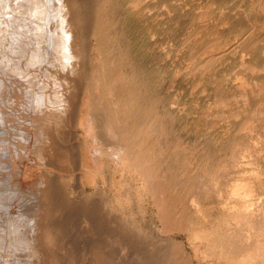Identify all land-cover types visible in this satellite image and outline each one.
I'll return each mask as SVG.
<instances>
[{
	"label": "bare ground",
	"instance_id": "1",
	"mask_svg": "<svg viewBox=\"0 0 264 264\" xmlns=\"http://www.w3.org/2000/svg\"><path fill=\"white\" fill-rule=\"evenodd\" d=\"M201 1L202 0H32L31 4H34L33 7L35 9L33 10L32 7H30L32 8L31 10L29 8L28 9L30 11H33L32 15L35 14L39 17V21L46 20L45 18H47V23L48 21H51L50 23H53L50 26L51 28L47 27L49 28V30L47 29L49 32H44L46 36H42L45 37V39L43 38V41H40L39 43L41 48L36 44L37 50L41 49L42 51H44V55L47 57L46 63L48 64L42 61L44 64H46V66H48L46 71H53L54 73L55 71L64 72L75 64L79 66L78 64H81V62H79V60H81L82 58L81 54H83L82 52H84L83 43L86 42H84V40L89 41V50L86 54H89L91 57L88 55L86 56L87 58L89 57L90 60L91 66L88 71L91 72L87 75V77L84 76L86 77L85 82L83 83V85H80L83 86V89H81L82 87H79L82 92L81 90H79L81 96H79V98L81 99V102L78 109L79 113L77 114L78 118L76 122L83 134H81L80 136L84 137V139L82 138L84 140L83 144L81 142L82 139L80 138L82 149L79 153L81 155L80 171L82 173V179L80 178V180H82L83 184L95 183V180H97V178H101L103 181L104 179H107L106 176L107 174H109L111 176L109 187L112 189L114 194H119V197H116V199H114V204H116L119 209L124 210L126 209L127 205L129 206L133 202L135 204L134 206H136L137 203H135V198H137L136 202H138V206L136 207H138V209L136 210V213H139V216H141L142 203L144 202V199L147 200L148 203H151L152 208L155 209V211L153 212V220L155 221L154 223L156 224L158 231L164 235L180 234L184 238L185 242L193 249L195 256L199 255L204 260L209 259V264H264V0H221L224 6L226 1L229 3H234L235 10L236 8L238 10V7L240 6H245L246 11L244 10V8L243 12L241 11L243 18L239 19L238 22H234V18H232L231 20L230 18L225 16V14L222 13L224 9L222 11L219 9L221 11L220 14L218 13L216 16L213 15L212 9L215 5L212 0L210 2H206L205 0L204 3ZM170 2H172V4L179 3L178 5L184 4L185 8H187V6H192L193 11L190 18V24H188L190 31L189 33L186 31L188 33V36L181 43V45L177 46H182L181 48H183L184 51L182 49L181 50L183 52L186 51L185 53H187H184L185 55H183V57H188V64L186 63L184 67L191 72L188 75L191 76V80L193 81L194 78L196 79V81L194 80V85L196 84V86L198 87L196 88L200 89V84H202L200 81L203 79V77L201 79V76L203 75H206V77L207 75H210L207 77L209 80H206L208 81L207 83L211 81L212 85V88L210 89L212 103L209 104L211 101L206 100L207 103H205L209 104V106L207 105L208 107L205 108V104H203L202 100H200V102L204 106H202V111H199V116L196 117L197 122H192V120L196 116V114L194 115V109L192 108V105V107H190L193 109V115L186 114L187 117L188 115L192 117L187 118H190V122L192 124L186 121L184 123L185 131L187 129L192 133L194 131L196 132L198 137L196 138V140L192 135H187V137L184 138L188 143L191 144H196L198 140H202V142L206 144L209 140L213 146L219 145L218 149H221V152L223 151V154H221L220 157H218V151L208 152V154L205 156H199L197 155V152L195 153V151L193 150L188 153H181L182 149H180V147L184 145L183 143H169L170 145L165 148L163 143L160 142V138L164 136V133H166L168 127L169 121L164 119V117H166V112H164L163 109L165 107H168V105H165V107L162 106L164 104L162 102V99L165 98H162V95L157 96V94L161 93H158V91L155 92V89H153L154 86H152V84L155 83H152V81H159L163 69L162 67H160L162 69H159L160 77H156L157 80L155 78V80H153L152 76L154 75L149 71L154 70V65L153 68H149L152 70H149L148 68V70H146L147 65L142 61L145 60V58L148 59L149 57V55H147L148 51H146V45L148 47V44L146 43V35L148 34L147 36L149 38L153 33L146 29V23H151L148 24V26L152 25V22L149 21V18H153L154 23L158 21L165 23L167 21L169 22L168 16L163 15L165 11L168 14L174 12L173 10L170 11ZM229 3H227L228 6ZM22 9L23 8H21L20 11ZM233 10L230 12H233ZM26 11L27 14L28 10L26 9ZM31 16L29 14L28 17L31 18ZM36 16H32V18L37 19ZM43 17L44 19H42ZM230 17H232V15ZM19 19L18 21H14V19L11 22H14L13 24H16L15 22H19ZM35 21L36 23H31L32 26L33 24H38V30L40 29L39 31H41V28L43 29L44 27L42 25V27H40L41 23L39 24V22L37 23V20ZM24 30L29 31L30 27ZM33 30L34 27L32 28V31L30 30L31 32L29 31V34H33L36 32H33ZM146 30L148 31L147 34ZM39 31L33 34V36L39 33ZM172 32L173 31L171 30V32L169 33ZM26 33L28 32L26 31ZM40 34L42 35V33ZM41 35L38 36L40 37ZM33 36L32 39H34ZM156 36L159 37L158 35ZM35 37L37 38V36ZM155 38L153 41H155ZM14 42L10 43V45L12 46ZM159 42H157L156 44L158 45ZM162 42L165 45V42L163 40ZM153 43L154 42H150L149 44L152 45ZM31 44H33V42ZM161 46L159 43V47ZM150 47L151 46H149L148 48ZM170 47L171 49L173 48L172 46ZM170 47H168V49ZM4 48H6V46ZM9 48L7 47L6 49ZM176 49L179 50L180 48L176 47ZM26 50L28 49L26 48ZM161 51L164 52V50L162 49ZM25 52L26 51H24V53ZM1 53L4 52H0V54ZM7 53L9 54V51ZM177 53H173L175 54L174 58ZM153 54L151 53L152 56H154ZM162 54V56H165L164 53ZM24 55L27 54L25 53ZM156 55L158 54H155V56ZM161 55H158V57ZM155 56L154 58H152L156 60ZM179 56H181V54H179ZM28 57L29 56H27V58ZM79 57L81 58L79 59ZM181 57L178 58L177 56L178 60H180L178 61V63L180 62V64L178 65L179 67L184 62L181 61V59L183 58ZM233 57H235V60L237 61V66L235 67L239 69V76L235 75L237 77L235 79L233 74H235L236 72L233 73L231 71L233 73L232 80H235L233 82L231 81L232 87L229 86V88H225V83L223 85V83L220 81L223 79H220L223 76H221L220 78L217 76L216 78V75H213V72L219 71L220 66L222 64L224 65L225 62L230 63L231 61V63H233ZM172 59L173 57L167 61H163L164 59H162V62H168ZM39 60L40 57L38 59V62ZM83 60L86 61H83V63H87L86 57ZM158 61L156 60V62ZM149 64L152 67V64L150 62ZM85 65L86 64H84L83 66ZM223 65L221 67H223ZM77 66L73 67L77 70ZM80 66L79 68L81 69L82 67ZM157 66L158 65H156L155 67L158 68ZM169 66H171V64ZM224 67L223 69H225ZM228 67L229 65L227 66V68ZM82 69L86 68L83 67ZM165 70H163V72ZM181 70H183L182 67ZM222 70L220 72H222ZM72 71L73 69L71 70V72ZM156 71L158 72V70ZM170 71L171 70H169L168 72ZM79 72L80 71H78L77 73ZM172 72L173 71L170 72L171 75ZM181 72H173V74L179 77L178 73ZM77 73L75 75H77ZM66 76L69 77L68 75ZM66 76L60 72L50 75L52 83L55 84V87H57V89L59 90V94H61L60 96H58V92L55 91L57 89H54L52 93L55 91L54 95H56L55 97H53V94H50V98L51 100L52 98L56 100L59 99L58 101L60 102L64 100V102H62L63 105L66 99H69L68 101L72 102L70 101V97H72L73 94L70 96L71 93L69 91L66 94V91L68 90L67 87H69L70 85V88L72 86L76 87V81H73L71 84L72 78L70 79ZM230 76L231 75H228L227 77ZM187 79L185 82L188 81ZM225 79L226 78H224V80ZM227 79L225 81H229V79ZM181 80L182 79H180L179 82H181ZM158 81L156 83L159 84ZM160 81H163L165 83V79L163 78ZM202 81L204 82V80ZM180 84L181 83H179V87ZM160 85L161 84H159V86ZM203 85L204 84H202L201 87L202 91L205 90V86ZM227 85L228 84H226V86ZM161 86L163 87V85ZM170 88H172L171 85L168 89ZM168 89H166L167 92ZM51 90H49V93ZM161 90H163V88ZM187 90H189V88ZM206 90L207 93H209L208 88ZM74 91L76 92V90ZM182 91H184V89ZM182 91L180 90L179 93H182ZM154 92L157 94H155ZM170 92L171 90L169 91V93ZM175 92H178V89H176ZM49 93L47 91V94ZM68 93H70L69 98ZM163 93L165 94V91ZM184 93L182 94V96H184ZM198 93H200V91ZM188 94L190 96L192 95L191 97L194 98L195 94ZM205 94L206 93H204V95ZM167 96H170V94ZM173 96L174 94L172 93V97H169L171 98L172 103L170 105H176L175 107L178 108L177 110H179L180 112L182 111L181 113L184 116L183 111L186 112L187 109H185V107L181 105L183 101L182 103L181 101H178V96H175L178 100H174L175 97ZM48 97L49 95H47L46 98ZM199 97L201 99V96ZM183 98L186 99L185 97ZM183 98H180V100ZM205 98H207V96ZM41 99H38V101H41ZM187 99L190 98H188L187 96ZM49 100L50 99H45V101L48 102L43 103H46L45 105H47V107L49 103L50 108L51 100ZM60 102L57 105L58 107L60 105ZM186 102L184 101V104ZM56 104L57 102L55 103V105ZM55 105L51 107L57 108V106ZM194 105L195 107L197 106L196 104ZM37 106H39V103ZM69 106H71V104H69ZM69 106L67 108H69ZM160 106L162 110L159 108ZM173 106L172 109L171 107L169 109L171 110V112L169 111L171 115H174L176 110L174 109V113H172ZM32 108L34 110V107ZM39 108L41 107L39 106ZM39 108H37V110H39ZM42 108L45 109L46 106H42ZM49 108L47 109L49 110ZM191 108H188L189 111L191 110ZM62 109L63 107L61 108V110ZM48 110L46 111V113L48 112ZM58 110L60 109L57 108V110H55V117L43 115L45 118L40 119L41 121L39 120L40 122L38 121L39 123H37L39 124V126L37 125V129L39 128L41 130L40 131L38 129V132H41V135L38 133V141L34 139L36 143L34 141L32 142L33 144H36H34L35 146L33 144H29V146L33 145L34 148L36 147L37 150H34V152L36 151V158H41L39 160H43L45 164H47L48 160L46 162L44 159L47 158L43 159V149L51 151V153L49 152V154H53V150H60V147L58 149H55V136H57L55 135L57 130V128L55 129V124L58 122L57 119L59 120V118L56 117L59 115H56V112H58ZM189 111L186 113H189ZM37 115H40V113H38ZM171 115H169V118L172 117ZM178 115L181 116L179 113ZM29 119L30 117L28 118V121L26 120V122L29 123ZM28 126H30V124H28ZM217 127L221 129V134H218L216 138H212L214 134H211L214 133V130H216L215 128ZM30 129L32 130L31 127ZM30 138L24 137L25 140H28ZM24 139L22 140L24 141ZM23 141L22 143H24ZM25 143H27V141H25ZM26 145L27 144H25V146ZM72 151L71 153H73ZM56 153L57 152H55V154ZM61 153L57 154L62 155ZM176 153H178V155H176ZM47 154L44 155L46 156ZM65 154H63L60 158H64V163L65 165H67L66 162L68 161V159L65 158ZM55 157L56 156H54V158ZM32 161L33 160H31V162ZM68 164L71 165L72 169V164L69 162ZM50 165L52 166V164H49V166ZM54 167H52V169ZM31 168L29 167V169ZM41 168L38 171H42ZM43 168L46 169V167ZM32 169L29 171H32ZM38 171L36 172L38 173ZM54 171H51V173ZM32 173L34 172L32 171ZM40 173L38 174L40 175ZM61 174L62 176L65 175L63 172ZM37 177H35V179ZM41 177L42 175L39 178ZM47 177L48 175H46V177L43 176V181H49V177ZM67 178L68 177L65 178V181ZM39 180L41 181V179ZM62 180L63 178L59 182H61ZM69 180L72 181L70 178ZM82 182L80 183L82 184ZM47 184L49 185V183ZM41 189H44L43 186L39 187V195L42 193V196L40 195L41 197L39 196L38 198H42V203H44V205L42 206L43 208L40 207L43 209V211L41 209L40 210L42 211L44 216H39V218H36V221H38L40 217H45L46 220L50 221L51 209H53L52 204H50L49 200L50 195L48 194L47 189H45V191ZM73 191L74 190H71V192ZM213 192L217 194L216 200L213 198ZM130 216L135 217L134 213H130ZM43 220L44 222H46L44 223L45 225L52 227V229L49 230L47 229V226H44V224L42 223L44 229L46 228V230H48L47 238L43 239L45 241H51L55 245L54 241L59 239L56 236V230L59 229H57V227L53 224L52 226L51 224H48L49 221L47 222L45 221V219ZM142 221L144 222V220ZM53 226H55L56 228H53ZM42 230L41 232H45ZM107 231L110 232V230ZM41 232L39 233L41 234ZM113 233L116 234L115 235L111 233L113 240V237H117L122 240L125 249L131 247L132 244L129 242L128 244L126 242L130 240L127 233L122 231L120 228H115V231ZM110 237L107 236L106 238L111 239ZM43 239L41 238V240ZM58 243L59 242H56V245H58ZM47 244L50 245L51 243ZM54 245L50 246H53V248L55 249L57 246L55 247ZM175 247L177 246L169 247L168 250L164 252L156 251L155 247H151L150 250H148L147 254L145 253V255H143L144 252H141L139 254V258L145 260V264H181L179 259L177 258V248ZM46 250L47 249H45V252ZM51 253L52 254L49 255H52V262L57 264V261H59V255L57 254L58 252L56 253V250H52ZM45 255L46 254H44V256ZM102 255L104 254L102 253ZM108 257H106L108 259H106L107 263L110 260V257ZM112 260L113 259H111L110 262ZM142 260L140 261L142 262ZM138 263L140 262L138 261Z\"/></svg>",
	"mask_w": 264,
	"mask_h": 264
},
{
	"label": "rangeland",
	"instance_id": "2",
	"mask_svg": "<svg viewBox=\"0 0 264 264\" xmlns=\"http://www.w3.org/2000/svg\"><path fill=\"white\" fill-rule=\"evenodd\" d=\"M3 1H4V3H3ZM44 1H46V0H44ZM208 1L210 2L211 0H206V2H208ZM212 1L215 5L212 9L213 15L216 16L218 13L220 14V12L224 9L222 13H224L225 16H227L231 20H232V18H234L233 19L234 22H236V21L238 22L239 19L243 18L242 12H243V8H244V10L246 9L245 6H240V7H238V10H237V8L235 10V8H234L235 4L234 3H231V2L229 3L226 1L225 6H224L222 4L221 0H212ZM201 2L204 3L205 0H202ZM31 3H32V0H13V1L12 0H6V3H5V0H0V5H1L0 6V19H1L0 20V52H4V53L0 54V264H39V263L40 264H42V263L43 264H47V263L53 264L54 262H52L53 261L52 255H49V254H52L51 253L52 250H54V251L56 250V253L58 252L57 254L59 255L58 259H59L60 263H59V261H57V264L58 263L59 264H111V263L112 264L113 263L114 264L115 263L116 264H118V263L119 264H142V262H143V264H145L146 261L139 258V254L141 252L142 253L144 252L143 255H145V253L147 254L148 250H150L151 247H155L156 251L164 252V251L168 250L169 247H173V246H177V247H175V248H177L176 254H177V258L179 259L181 264H209V259L204 260L199 255L195 256L193 249L185 242L184 238L180 234H174V235L166 234V235H164L158 231L157 226L154 223L155 221L153 220L154 219L153 212L155 211V209L152 208L151 203L150 202L148 203L147 200L144 199V202L142 203L141 216H139V213H136V210L138 209V207H136V206H138V202H136L137 198H135V203H137L136 206H134L135 204L133 202L131 205H129V206L127 205L126 209H124V210L119 209L116 206V204H114L115 203L114 199H116V197H119L118 196L119 194H117V193L114 194L112 189L109 187V184L111 181V178H110L111 176L109 174H107V176H109V177L106 176L107 179H104L102 181L101 178H97V180H95V183H92V184H83L82 180H80L82 173L80 171L81 170V168H80L81 167L80 166L81 155L79 153L82 149L84 137L80 136L82 134V131L80 130V127L78 126V124L76 122H77V118H78L77 114L79 113L78 109H79L80 102H81L80 101L81 99L79 98V96H80L79 90L83 89V86H80V85H83L87 75L91 72V71H88V69L91 66L90 60H89V57L87 58V56H86V55L90 56L89 54H86L89 50V48H88L89 41L84 40V42L86 41L85 42L86 46H85V43H83L84 44L83 45V47H84L83 51L85 53L82 52L84 54V56H83V54H81V57L83 59H85V57H86L87 63H83V61L84 62H86V61L83 60L81 57H79V59L81 58L82 61L79 60V62H81V64L80 63L78 64L79 66L81 65L80 67H82V68L84 67L86 69H82V68L80 69L79 66H77L75 64L73 66H77V68H78L77 70L72 66L73 68L71 67L64 72L55 71V73L60 72V73L64 74L65 76L68 75L69 77L66 76L67 78H70V79L72 78L71 84L73 81L77 82V83L75 82L76 87L72 86L70 88L71 85L69 87H67L68 90L66 91V94L68 91L71 93V94L68 93V98H69V94H70V96L73 94L72 95L73 98L70 97V101H72V102H69L68 101L69 99L68 100L66 99V101H65V103L68 106H69V104H71V106H69V108H67L68 106L65 103H64V105L62 104V102H64V100L62 102L58 101L59 99L56 100L54 98H52V100H51L50 94H53L52 95L53 97H55V95H56V94L54 95L55 91L58 92V93L56 92L58 94V96H60L61 94H59V90L57 89V87H55V84L52 83V81L50 79V75L55 74V73L53 71H46L48 68V66H46V64H48V63H46L47 57L44 55L45 54L44 51H42L41 49L37 50V46H36V44H37L40 47V44H39L40 41H43V38L45 39V37H42V36H46L45 33L49 30V28H51L50 26L53 23H50L51 21H48V23H49L48 24L47 18H45L46 20L39 21L40 19L38 16H36L35 14L32 15L33 11H30V10L32 8L34 10L35 8L33 7L34 4H31ZM170 3H169L170 11L173 10L174 12H172L171 14H168L165 11L164 15H163V16H165V15L168 16V18H169L168 19L169 22L167 21L168 23L167 22L166 23L165 22H159V21L154 23L153 18H149V21L152 22V25L148 26V24H151V23H146V29L148 31L153 32V33H152V36H150L148 38V36H147L148 31L146 30V34H147L146 35V43L148 44V47L149 46H151V47L148 48L146 45V51H148L147 55H149V57L148 56H146V57H148L149 61L147 58H145V60L142 61V62L146 63L147 66H149V67L146 66V70H148L149 68H153V65H154V70L149 69V70H152L149 72L153 73V75L155 76V77L152 76L153 80H155V79L157 80V78L160 77V72H159L160 70L167 69L164 72L162 70L161 77L159 78V81L157 80L159 82V84L163 85V87L161 85L159 86V84L156 83L157 81H155V82L152 81V83H155V84H152V86H154V88L153 87L152 88L155 89V92L158 91V93H161V94H157L155 92L154 93L157 94V96L162 95V98H165V99L167 98L166 101H165V99H162V102L164 103L162 106L165 107V105L166 106L168 105V107L163 108L164 112H166V117H164V119L169 121L168 127L166 130V133H164V136L162 138H160V142L163 143L165 148H167L168 145H170L171 143H174V144L177 142L179 144L183 143L184 145H182L180 147V149H182L181 153H188L191 150H193V151H195V153L197 152V155L205 156L208 154V152H214V151L217 152L218 151V157H220L221 154H223V151L221 152V149H218L219 145L213 146L209 140L207 141L206 144H204L202 142V140H198L196 142V144H193V143L191 144V143H188L184 138V137H187V135H190V136L192 135V136H194V138L196 140V138L198 137L196 132H194V131H193V133L191 131H188V129L185 131L184 123L186 121L191 123L190 118H192V117H190V115H188V117H190V118L187 119L188 117L186 114L193 115L192 113L194 111V115L196 114V116L194 117L192 122L193 121L197 122L196 117L199 116L200 112L202 111V108H203L202 106H204L203 104H205L204 107L206 108L209 106V104L212 103V96H211V92H210L212 85H211V81L209 83H207L208 81L206 80V79H208L207 77L210 75H207V77H206V75H203V76H201V79L203 77L202 80H204V82L202 80L200 82L202 84H204L203 86H205V88H204L205 90L202 91V88H201L202 84H200L201 85L199 87L200 89H197L198 87L196 86V84L194 85V83H195L194 80L196 81V79L194 78V80L192 81L191 76H188L189 73H191V72L188 71L187 68H186L187 69L186 70L184 67L186 65V63L188 64V57H186V56L183 57V55H185L187 53H185L186 51L183 52L184 50H183V48H181L182 46H177V45H181V43L186 39V37L188 36V33L190 31L188 24H190V18H191V14L193 11L192 6H187V8H185L184 4L178 5L179 3H176V4H174V3L172 4V2H170ZM227 3H229V6ZM232 5H233L234 10L232 8ZM30 7H32V8H30ZM241 7H242V9H241ZM21 8H23L22 9L23 11L22 10L20 11ZM26 9L28 10L27 14H26V12H27ZM232 10H233V12H230ZM29 11H30V13H29ZM230 13H231L232 17H230L231 16ZM29 14H30V16L31 15L34 17L36 16L37 19L32 18V16H31L32 19L29 18L28 17ZM46 17H49V16H46ZM17 18L18 19L20 18L19 22H15L16 24H13L14 22H11V21H13L14 19H15L14 21H16V20L18 21ZM24 18H25V20H24ZM42 19H44V17ZM188 19H189V21H188ZM35 20H37V23L38 22H39V24L41 23L40 27H42V26L44 27L43 29L41 28L42 32L39 31L40 29L38 30V26H37L38 24H33V26H32L31 23L32 22L36 23ZM23 24H25V25H23ZM46 25H48V26H46ZM163 25H164V27H163ZM152 26H154V27H152ZM156 26H158V27H156ZM28 27H30L31 31H32V28L34 27L33 32L39 31V33H37L35 35V36H37V38L35 36H33V34H35L36 32L33 34H31V33L29 34L30 30L29 31L24 30ZM35 27L38 31L35 29ZM47 27H49V28H47ZM158 28H160V29H158ZM188 28H189V30H188ZM19 29H20V32H19ZM22 30H23V33H22ZM164 30L166 31V33ZM171 30L174 33L173 32L169 33V32H171ZM26 31L28 33H26ZM167 32L170 34V36ZM40 33H42V35ZM43 33H44V35H43ZM155 34L158 35L159 37H157ZM27 35H29L30 37ZM38 35H41L40 36L41 38ZM32 36L34 37V39H32ZM27 37L29 40L31 39L30 40L31 42L27 39ZM181 37H182V40H181ZM35 38H36V40L38 39L39 41L38 40L36 41ZM154 38H155V41H153ZM149 39H150V41H149ZM147 40L149 43L154 42L152 44L153 46H155V44L160 41L159 42L160 46L161 45L162 46L159 47V43H158V45L156 44V46L153 47L152 45H150L147 42ZM162 40L165 42V45L162 42ZM166 40H170V41H166ZM174 41L177 42L178 44L175 43ZM13 42L15 45L13 44L11 46L10 43H13ZM32 42H33V44H31ZM36 42H38V43H36ZM18 44H19V46H18ZM168 44H169V46H168ZM3 45H5L6 48L7 47L8 48L10 47V48L6 49V48H4L5 46H3ZM165 46H166V48H165ZM170 46H172L173 48L171 49ZM162 47H164V48H162ZM168 47H170V48L168 49ZM176 47L177 48L179 47L180 49L177 50ZM26 48L28 50H26ZM85 48H87V49H85ZM152 48H156V49H152ZM10 49H12V50H10ZM161 49L164 50V52L161 51ZM176 50L178 53L176 52ZM8 51H9V54L7 53ZM24 51H26L25 53L27 55H24L25 54ZM30 51H32V52H30ZM149 51L152 54L154 52V54H153L154 56H155V54L161 55L162 53H164V55L166 57L162 56L163 55L162 54L161 56H159L161 58V60H160L158 55H156L155 56L156 60L158 61V59H159V61L156 62V60L153 59L154 56H152ZM27 52L28 53L30 52L29 54H32V55H29ZM173 53H177L175 56L176 59L174 58L175 54H173ZM36 54L37 55L40 54V55L37 56ZM179 54H181V56L183 58L181 56H179ZM12 55H13V57H12ZM27 56H29V57L27 58ZM44 56L46 59L44 58ZM150 56H152L153 58ZM177 56H178V58L179 57L182 58V59L180 58L181 61H184L180 67L178 66L180 64V62L178 63V61H180V60H178ZM39 57H40V60L38 62ZM172 57H173L172 60H170L168 62H162V59H164L163 61H167V60L171 59ZM10 58H13V59H10ZM232 59H234V60H232V62L234 61L233 63H231V61L229 60L231 64L228 62H225L224 65L222 64L223 67L226 66V67H224L225 69H223V67H221L222 66L221 65L219 71H215L217 73L219 72L218 75H217V73L213 72V75L215 74L216 78H217V76L219 78L221 76H223L220 78V79L223 78L220 81L223 83V85L225 83V85H224L225 88H227V87L229 88V86L232 87V82L237 78L235 75L239 76V73H238L239 69H237V67H235V66H237V64H236L237 61L235 60V57H233ZM173 60H175V61H173ZM176 60H177V62H176ZM42 61L46 64H44ZM149 62L152 64V67L149 64ZM161 62H162V65L164 64L163 66L161 65ZM169 62H171V63H169ZM173 62H175V63H173ZM157 63H160V64H157ZM84 64H86V65L83 66ZM155 64L158 65L157 66L158 68L155 67L156 66ZM170 64H171V66H169ZM228 65H229V67L227 68ZM232 65H234V66H232ZM44 66H46V67H44ZM160 67H162V69ZM175 67L177 68V70ZM181 67L185 71L181 70ZM155 68H156V70H158V72L155 70ZM40 69H42V70H40ZM72 69H73V71L71 72ZM75 70H76V73L78 71H80V72L77 73V75H75L76 74ZM169 70L173 71L174 73H177L178 71L179 72L183 71L184 73L181 72L182 75H181V73H178L179 77H177L176 75L173 74V72L171 75V73H170L171 71L168 72ZM175 70H176V72H175ZM221 70H222V72H220ZM154 71H156V72H154ZM231 71L233 73L234 72H236V73L233 74ZM240 73H241V71H240ZM232 74L234 75V78H235L233 80H232V78H233ZM46 75H47V77H46ZM226 75L227 76L231 75L230 76L231 78L227 77ZM82 76L83 77L86 76V77L83 78ZM175 76H176V78H175ZM162 78L165 79V83L163 82L164 80L162 81L163 84L160 81V80H162ZM224 78H226V79L228 78L229 81H225L226 79L224 80ZM180 79H182L183 81L181 80V82H179ZM186 79L188 80L187 82H185ZM205 80H206V82H205ZM171 81H172V83H171ZM175 81H177L178 83ZM179 83H181L180 87H179ZM156 84H158V85H156ZM173 84H174V86H173ZM175 84H177L178 86ZM209 84L211 87L209 86ZM226 84H228V85L226 86ZM77 85H78V87H77ZM170 85L172 86V88L168 89ZM181 85L183 86V88ZM157 86L160 88H158ZM48 87H50V88H48ZM79 87L80 88L82 87V88L79 89ZM157 88H158V90H157ZM162 88H163V90H161ZM173 88L175 90L178 89V92H175V90ZM188 88H189V90H187ZM191 88L193 91L191 90ZM207 88H208L209 93H207V90H206ZM54 89H57V90H55L52 93V91ZM166 89H168V92ZM179 89L181 91L184 89L185 93H184V91H182V93H179L180 92ZM49 90H51L50 93H49ZM74 90H76V92ZM170 90H171V92L169 93ZM47 91L49 94H47ZM78 91H79V93H78ZM164 91H165V94L163 93ZM197 91L198 92L200 91V93H198ZM81 92H82V90H81ZM193 92H196V93H193ZM60 93H61V91H60ZM168 93L170 94V96H167V95H169ZM172 93L174 94L173 97L178 96L177 98L179 100L176 97H175V99L174 98H172V99L181 101V103L183 101V103L181 105L183 107H185V109H187V111L185 110L186 112H188L189 111L188 108H191L192 106H193L192 108L194 110L191 108V110H190L191 113H190V111H189V113H186L183 111V113H184V116H183V114L181 113L182 111L180 112L179 110H177L178 108L175 107L176 105L175 106H173L174 104L170 105L172 103H171V98H169V97H172ZM177 93H179L180 95ZM183 93H184V96H182ZM188 93H190V94L192 93L193 95L195 94L194 95L195 99L193 97H191L192 95L190 96ZM204 93H206V94L204 95ZM208 94H210V95H208ZM47 95H49L48 98H46ZM196 95L198 96V98ZM187 96L190 99H187ZM199 96H201V99ZM206 96H207V98H205ZM208 96H209V98H208ZM183 97H185L186 99H184ZM35 98H36V100H35ZM44 98L46 100L47 99L51 100V101L49 100L51 103L50 108H49V103H48V107H47V105H45L48 101L46 102ZM66 98H67V96H66ZM74 98H75V100H74ZM180 98H183V99L180 100ZM38 99L39 100L41 99V101H38ZM53 99H54V101H53ZM71 99H73V100H71ZM192 99H193V101H192ZM200 100H202L203 104L200 102ZM206 100H209L211 102L209 104H206L207 103ZM29 101H31V102H29ZM167 101H169V102H167ZM184 101L185 102L187 101L186 102L187 104L190 102L189 103L190 105L188 104V107H187V104L185 103L186 104L185 105ZM41 102L42 103L46 102V103H43V105H42ZM54 102L55 103L57 102V104L55 105ZM59 102H60L59 107H61V105L63 107L62 110H61L62 107L59 108L57 106ZM198 102H199V104H198ZM24 103H26V104H24ZM35 103H36V105H35ZM38 103H39V106L41 108H39V106H37ZM194 104L197 105L196 107L198 109L195 107ZM31 105H32V107H34V110L31 107ZM41 105L46 106V108H45L46 110L44 108H42ZM54 105L57 106L58 109H60V110H58V112H56V115L59 114L58 116H56L59 118V120L57 119L58 122L55 124V129L57 128L56 134H55V135H57V136H55L56 137L55 138V145H56L55 149H58L60 147L59 148L60 150H57V151L53 150L52 153L55 154V152H57L60 154L62 152L61 154L63 155L67 152L65 154L66 155L65 158L68 159V161L66 160L67 165H65V163H64L65 162L64 158L63 159L60 158L62 155H59L57 153L55 155L49 154V152L51 153V151L43 149V151L45 150L44 152L42 151L43 159L47 158V159H44L46 162L48 160L47 164H45V162L43 160L42 161L39 160L41 158H39V159L36 158V156H35L36 151L34 152V150H37L36 147L34 148V146L36 145L35 140L38 141V139H39L38 133L41 135V132H38L40 129L39 128H38L39 130L37 129V125L39 126V124H37V123H39L41 121L40 119L45 118L44 116L49 115V116L55 117L54 113H55V110H57V108L51 107ZM169 105H170L171 109L173 106L172 113H174L173 111H174V109H176L175 110L176 114L174 113V115H171V113H170L171 110H169L170 109ZM37 108H39V110H37ZM47 108H49V110ZM51 108L52 109L54 108V109L52 110ZM159 108L162 110L161 106ZM199 108H201V109H199ZM160 109H158V110H160ZM195 109H196V111H195ZM35 110L38 113H40V115H37L38 113ZM47 110H48L49 114H48V112L46 113ZM40 111H42V112H40ZM31 112H34V113H31ZM177 112L182 117L179 116ZM11 113H12V115H11ZM30 115H32V116H30ZM169 115H171L172 117L169 118ZM29 117H30L29 121L31 123L26 122V120L28 121ZM34 117H36V118H34ZM28 124H30V126H28ZM30 127L32 128V130L30 129ZM33 127H35V128H33ZM77 127H78V129H77ZM215 129L216 130H214V133L211 134V135L214 134V136L212 138H216L218 134L219 135L221 134L220 133L221 129H219V127L215 128ZM58 130H59V132H58ZM64 130H66V131H64ZM31 132H32V134H31ZM33 136L34 137L36 136V137L34 138ZM64 136L66 139L64 138ZM21 137H22V139H24V137H26V138L31 137L32 139L31 138L28 139L29 141L24 139V141H23L21 139ZM80 138L81 139L83 138L82 141L80 140ZM62 139H65V140H62ZM78 140H79V142H78ZM22 141L24 143H22ZM25 141H27V143H25ZM33 141L35 142L34 143L35 145L32 143ZM80 141L82 142V144ZM25 144H27V145L25 146ZM29 144H33L34 146L33 145L29 146ZM32 146H33V148H32ZM71 151L73 153H71ZM44 154H47L50 157L47 155L45 156ZM176 155H178V153H176ZM54 156H56L57 158L56 157L54 158ZM31 160H33L32 161L33 163L31 162ZM61 160H63V161H61ZM61 162L64 166L61 164ZM68 162L72 164V169H71V165L68 164ZM35 164H37L38 166ZM49 164H52V166L51 165L49 166ZM53 164L55 167L56 166L57 167L55 168L53 166ZM22 166H24V167H22ZM67 166L69 167V169ZM29 167L33 168V169L32 168L31 169L34 173H32V171H29V170H31V169H29ZM34 167H37V168H34ZM43 167H46V169H44ZM52 167H54V168L52 169ZM40 168L42 171H38V170H40ZM49 168L51 169V171L55 170L54 171L55 173L54 172L51 173ZM48 169L50 172L48 171ZM36 171H38V173L41 172L43 174L40 173V175H39ZM43 171H45V172H43ZM46 171H47V173H46ZM62 172L65 174L64 176H62V174H61ZM36 173H37V175H36ZM41 175H42V177L39 178ZM46 175H48L49 181L45 182V181H43V179H44L43 176L46 177ZM65 176L68 177L67 178L68 180L66 179V181H65V178H66ZM35 177H37V178L35 179ZM59 178H60V180L63 178V180L61 182H59L60 181ZM69 178L72 181H70ZM30 179H32V180H30ZM37 179H38L39 183H38ZM39 179H41V181ZM40 182H41V184H40ZM80 182H82L83 185ZM47 183H49V185ZM41 186H43V188H44L41 190L45 191V189H47L48 194L50 195L49 200H50V204H52L53 209H51V215H50L51 219L50 218H48V219H50L51 222L49 220H46L45 217H40V219L38 221H36V218H39V216L43 215V213H42L43 207L42 206L44 205V203H42L43 202L42 198H38L40 195L42 196V193L39 195V193H40L39 187H41ZM105 186L109 189H107ZM50 187H51V189H50ZM81 187H82V189H81ZM69 188H70V191H69ZM71 190H74V191L71 192ZM213 193H214L213 198L216 200L217 194L215 192H213ZM38 201H40V202H38ZM40 207H42V208H40ZM39 210L41 211V213ZM38 211H39V213H38ZM52 212L54 215L52 214ZM130 213H134L135 217H131ZM88 217L90 218V220ZM140 217H142L143 219ZM41 218L45 219V221H47V222L49 221L48 224H51V226L53 224L57 227V229H59V230H56V232L58 233V234L56 233V236L59 239L54 241L55 245L51 241H48V240L45 241L44 240L48 236V234H47L48 230H46V228L44 229V226H47V225L44 224L46 222H44V220ZM142 220H144V222ZM40 223L41 224L43 223L44 226H43V224L41 225ZM71 223H74V224H71ZM55 226H53V228ZM49 227L50 226H47V229L51 230L52 227H50V228ZM115 228H120L122 231L127 233L129 235L128 237L130 238V240L126 241V242L131 243L133 246L131 245L130 248L125 249L121 239H119L117 237L116 238L113 237L114 238V240H113L112 234H115V233H113L115 231ZM40 229L41 230L44 229L42 231H45V232H41ZM107 230H110V232ZM101 231H102V233H101ZM39 232H41V234ZM44 235H46V236H44ZM107 236H109V237L111 236L110 237L111 239L106 238ZM41 238L42 239L44 238V239L41 240ZM58 240H60V241H58ZM106 240H108V241H106ZM56 242H59L60 244L58 243V245H56ZM47 243H49V244L51 243L50 245H54L55 247L56 246L57 247L54 249L53 246H50ZM45 249H47L46 252H45ZM66 249H67V251H66ZM49 251H51V252H49ZM67 252L69 255L67 254ZM102 253L106 256L102 255ZM44 254H46V255L44 256ZM135 254H137V255H135ZM108 256L110 257V260L113 259L112 260L113 262L112 261L110 262V260H109L107 263L108 259L106 257H108ZM136 256H138V257H136ZM47 257H49L51 259H49ZM46 259H48V260H46ZM99 259L100 260L102 259V260L100 261ZM45 260L48 262H46ZM140 260H142V262ZM138 261L140 263H138Z\"/></svg>",
	"mask_w": 264,
	"mask_h": 264
}]
</instances>
